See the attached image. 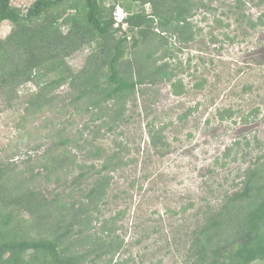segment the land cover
<instances>
[{
  "label": "trees",
  "instance_id": "trees-1",
  "mask_svg": "<svg viewBox=\"0 0 264 264\" xmlns=\"http://www.w3.org/2000/svg\"><path fill=\"white\" fill-rule=\"evenodd\" d=\"M214 1L220 0H35L23 9L12 0H0V23L12 25L9 35L0 39V91L13 99L20 87L36 81L39 88L27 98L23 121L54 110L66 117L92 113V122L101 121L93 128L89 123L84 126V130L93 131V140H85L92 146L98 135H106L128 120L127 103L142 86L168 82L176 96L189 91L173 63L178 58L173 40L183 45L194 42L201 31L193 23L196 13L213 11ZM246 4L247 0L236 1L235 8L241 11L237 22L247 20L243 11ZM255 4L261 6L264 0ZM118 7L126 14L127 31L121 25L116 27ZM263 18L260 15L257 22L249 18L246 23L256 29ZM216 23L223 25L220 19ZM212 40L220 42L215 36ZM86 48L91 52L76 72L68 58ZM64 86L68 92L57 94ZM236 113L227 109L219 112V117L223 121ZM66 124L58 119L44 136L53 140L55 148L43 161L34 165L31 159L23 165L0 164V264L132 262L130 256L124 257L126 241L119 233L122 227L118 221L125 211L107 217L102 209L112 174L130 161L121 151H114L100 169L95 163H82L77 152L86 149L78 141L83 140L84 133L78 131L74 138H68ZM164 129L150 130L156 148L167 145ZM250 145L246 141L245 146ZM263 145L258 143L259 148ZM236 153L237 148L230 147L224 158ZM88 154L99 157L100 148ZM22 166L25 168L21 170ZM76 169L81 172L71 185L94 178L77 201L68 199L71 192L36 187L39 179L48 183L67 180ZM237 186L233 193L223 196L217 208L205 211L190 235L186 264H252L264 260V152L244 171Z\"/></svg>",
  "mask_w": 264,
  "mask_h": 264
},
{
  "label": "rangeland",
  "instance_id": "rangeland-1",
  "mask_svg": "<svg viewBox=\"0 0 264 264\" xmlns=\"http://www.w3.org/2000/svg\"><path fill=\"white\" fill-rule=\"evenodd\" d=\"M34 1L12 0L23 9ZM236 1H214L213 11H198L193 23L201 31L194 42L183 45L173 40L178 57L173 63L189 91L176 96L168 82L142 86L127 103L128 120L112 132L98 135L92 146L85 140H93V131L84 126L101 123L91 121L92 113L66 117L54 110L23 121L27 98L39 88L36 81L20 87L13 99L0 91V164L43 161L55 148L53 140L44 136L58 119L67 123L68 138L83 131V140L78 141L86 149L77 152L82 163H95L100 169L109 155L121 151L130 164L112 174L102 209L107 217L125 211L118 221L126 241L124 257L130 256L131 264H186L190 235L207 208H217L225 194L233 193L244 171L264 152V145L258 146L264 143V18L256 29L246 23L249 18L257 22L260 15L264 17V4L257 6L258 0H247L243 10L247 20L237 22L241 11L235 8ZM11 29L8 21L1 22L0 39ZM212 36L220 42H213ZM90 52V48L82 49L68 58L71 68L81 70ZM203 81L204 87H195ZM68 90L64 86L56 93L65 95ZM227 109L237 113L222 121L219 112ZM185 113L189 116L181 118ZM161 127L167 145L156 148L150 130ZM246 141L250 147L245 146ZM97 147L101 155L90 156L88 152ZM230 147L237 148L233 154L237 160L233 155L224 158ZM80 172L74 170L60 183L39 179L36 187L71 192L68 199L77 201L94 179L90 176L71 185ZM252 264H264V260Z\"/></svg>",
  "mask_w": 264,
  "mask_h": 264
},
{
  "label": "clouds",
  "instance_id": "clouds-1",
  "mask_svg": "<svg viewBox=\"0 0 264 264\" xmlns=\"http://www.w3.org/2000/svg\"><path fill=\"white\" fill-rule=\"evenodd\" d=\"M118 15H122L123 16V18H122V20L120 21V25L122 26V28H123V26L125 25L126 26V30H124V31H127V27H128V25H127V23H125V18H126V14H125V12L123 11V9L122 8H120V7H118L117 8V10H116V12H115V19H116V23H117V21H118ZM128 38H130V37H128Z\"/></svg>",
  "mask_w": 264,
  "mask_h": 264
},
{
  "label": "built area",
  "instance_id": "built-area-1",
  "mask_svg": "<svg viewBox=\"0 0 264 264\" xmlns=\"http://www.w3.org/2000/svg\"><path fill=\"white\" fill-rule=\"evenodd\" d=\"M123 16L122 15H118V21L116 23V27H119L120 26V21L122 20ZM123 29L126 30V26L124 25L123 26Z\"/></svg>",
  "mask_w": 264,
  "mask_h": 264
}]
</instances>
